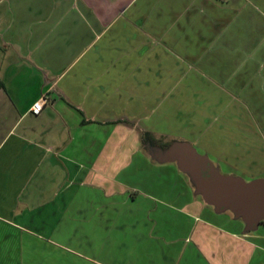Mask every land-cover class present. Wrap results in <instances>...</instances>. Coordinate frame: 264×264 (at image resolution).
<instances>
[{
    "label": "crops",
    "instance_id": "1",
    "mask_svg": "<svg viewBox=\"0 0 264 264\" xmlns=\"http://www.w3.org/2000/svg\"><path fill=\"white\" fill-rule=\"evenodd\" d=\"M188 149L264 178V0H0V264H264Z\"/></svg>",
    "mask_w": 264,
    "mask_h": 264
},
{
    "label": "water",
    "instance_id": "2",
    "mask_svg": "<svg viewBox=\"0 0 264 264\" xmlns=\"http://www.w3.org/2000/svg\"><path fill=\"white\" fill-rule=\"evenodd\" d=\"M175 158L205 203L217 210L228 209L246 228H254L264 220V178L245 181L222 174L206 157L198 156L191 149L185 154L176 153ZM196 158L203 162L195 165L192 161Z\"/></svg>",
    "mask_w": 264,
    "mask_h": 264
},
{
    "label": "built area",
    "instance_id": "3",
    "mask_svg": "<svg viewBox=\"0 0 264 264\" xmlns=\"http://www.w3.org/2000/svg\"><path fill=\"white\" fill-rule=\"evenodd\" d=\"M46 102H47V95L46 94L41 95L31 105V108H30L31 112L34 113V114H39Z\"/></svg>",
    "mask_w": 264,
    "mask_h": 264
},
{
    "label": "rangeland",
    "instance_id": "4",
    "mask_svg": "<svg viewBox=\"0 0 264 264\" xmlns=\"http://www.w3.org/2000/svg\"><path fill=\"white\" fill-rule=\"evenodd\" d=\"M182 166V165H181ZM220 172V171H219ZM223 173V172H222ZM244 174H245V176H247L248 175V173H245L244 172ZM253 179H255V178H253ZM196 197H198L200 200H203L202 199V196L201 195H199V193H198V195H195ZM206 205H208V206H210V207H213V209H214V211H216V212H228V213H231L228 209H226V208H222V209H219V210H217V209H215V207L213 206V205H211V204H207L206 203ZM235 218V217H234ZM235 219H237V218H235ZM258 225H260V223L258 224ZM192 239H194L195 240V236H192ZM143 246V245H142Z\"/></svg>",
    "mask_w": 264,
    "mask_h": 264
},
{
    "label": "trees",
    "instance_id": "5",
    "mask_svg": "<svg viewBox=\"0 0 264 264\" xmlns=\"http://www.w3.org/2000/svg\"><path fill=\"white\" fill-rule=\"evenodd\" d=\"M143 135L145 136V138H146V136H148L147 133H143ZM178 147H181V146L179 145ZM200 161L203 162L202 160H200ZM193 162H195V160H193ZM201 162H200V163L195 162L194 164H201ZM179 170H180L181 172L185 173V171H182L181 169H179ZM185 174L187 175V173H185ZM189 183H190L191 186H192L193 194H194V195H198V194L196 193V189H195V187H194V183H193V181L190 180ZM259 223H260V224H264V220H261Z\"/></svg>",
    "mask_w": 264,
    "mask_h": 264
}]
</instances>
